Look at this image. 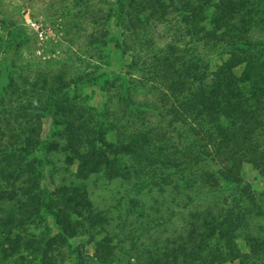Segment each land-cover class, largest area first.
I'll return each instance as SVG.
<instances>
[{"label":"trees","instance_id":"obj_1","mask_svg":"<svg viewBox=\"0 0 264 264\" xmlns=\"http://www.w3.org/2000/svg\"><path fill=\"white\" fill-rule=\"evenodd\" d=\"M130 3L131 0L119 1L117 13L113 15L115 34L108 42L105 39L91 41L92 45L106 55L108 68H117L129 56L126 40L119 29L129 22L126 18L130 17L131 24V17L142 16L139 11L135 12L136 6H129ZM206 8H211L212 13H215L212 21L214 28L212 27V31L205 30L200 25L195 30L203 36L196 42L203 41L205 46L213 44L210 45L212 48L216 44H223L228 47L225 49L228 52L227 60L212 75L208 72L209 66L203 63H199V67L183 68L180 61L172 62L170 70L173 78H165L168 84L166 89L175 98L172 103L167 105V97L159 101L163 105L161 107H158V102H136L130 95V91L137 90L135 82L116 70H106L101 74V79L110 75L121 76L118 99L126 117L123 120L120 118L119 123L120 130L124 126L131 130L130 144L124 145L117 139L116 143H106V132L116 126L113 119L106 124V117L102 114L99 119L89 115L77 117L71 106L70 91L80 88L78 85L49 92V99L41 107H37L36 112L41 120H49L52 128L58 131L50 136L55 138L52 140L49 136L39 137L34 143L37 147L31 158L28 159L27 155L26 170L34 177V190L29 192L26 186L22 188L25 195L33 194L34 198H31L32 202L28 206L26 204V214L22 220L30 225L36 220L38 225L46 219L53 220L56 226L54 229L58 232L55 236L59 242H56L55 236L50 237V228H47L49 235L38 238L22 233L16 237L18 243L0 245V264L111 263L113 243H95V256L92 257L85 255L83 245L68 243L69 240L85 237L88 233L81 211L87 212L86 220L90 229L101 225L102 219L97 220V217L91 216L92 203L83 197L80 207H75L71 200L68 201L69 198L65 199V205L73 207V214L81 216V221H73L70 216L59 214L62 209L55 203L48 166L49 156L60 146L57 138L63 139V136L69 141L68 147L74 152L79 164L85 168L89 164L88 168L93 172H104L111 180L131 182L133 170L140 179L142 167L152 166L155 162L138 156L146 157L152 153L159 155L157 160L164 161L158 164L156 170L159 174H153L154 178L163 181V177L179 176L184 187L179 210L184 214L181 227L179 231H169L171 236L155 237L158 243L146 250V255L152 258L149 264H230L234 261L238 264H255L259 261L264 264V237L260 233L256 234L251 225L253 208L259 210L261 206L255 202L251 185L243 179L241 173L243 164L251 163L264 176V37L253 40L247 35L255 14L260 17L258 12L264 11V0H207L204 5L193 8L191 16L202 14ZM144 27L141 32L142 37L147 40L146 45L155 46L153 42H149L146 34H150L152 28L147 23H144ZM136 28L139 32L138 25ZM216 32L221 33L217 36ZM20 43V37L14 32L5 41L9 53L3 56L0 63L2 98L13 87L10 84L4 86L3 81L10 83L17 73L15 62ZM176 63L181 66L179 70L173 67ZM239 66H244V70L240 76H236L233 70ZM95 80L93 77L85 83ZM179 106L180 109L177 110ZM150 114L156 117L157 123L163 125L161 131L155 129L156 125L146 127L145 117L148 118ZM185 120L196 122L193 127L188 125V132L183 130L186 128ZM172 132L174 136L171 135ZM104 150L112 152L115 157L130 153L134 160L143 161L133 168L123 167L120 170L117 166L114 168V161L107 159ZM149 180L148 173L140 179L142 183ZM134 204L138 205V201L135 200ZM138 218L153 220L144 214ZM158 233L161 231L154 234ZM175 234H178L177 239L173 238ZM242 234L246 252H240L232 243ZM6 240L12 241L10 238ZM163 240L166 245L159 243ZM15 255L19 259L14 260ZM138 264L142 263L138 261Z\"/></svg>","mask_w":264,"mask_h":264},{"label":"rangeland","instance_id":"obj_2","mask_svg":"<svg viewBox=\"0 0 264 264\" xmlns=\"http://www.w3.org/2000/svg\"><path fill=\"white\" fill-rule=\"evenodd\" d=\"M119 1L121 0H0V63L3 56L9 53L5 41L10 33L18 34L21 39L15 62L17 73L10 83L3 81L4 86L10 84L13 87L8 89L4 98L0 95V245L18 243L16 237L22 233L36 238L49 235L47 228L52 229V238L58 233L51 219H46L39 225L37 220L32 225L22 220L26 214V204L28 206L32 202L31 198H34L33 194L25 195L22 188L26 186L29 192L34 190V177L26 170L27 155L28 159L31 158L37 147L34 143L39 137H50L58 131L52 128L49 120H41L36 112L37 107H41L49 99V92L78 85L80 88L70 91L71 106L77 117L89 115L99 119L102 114L106 117V124L113 119L116 126L106 132V143H116L119 140L128 145L132 139L129 134L131 130L125 126L120 130L119 123L120 118L123 120L125 116L118 99L120 75L135 82L137 90L130 91V95L136 102H158V107H161L163 105L159 101L165 97L169 99L167 105L175 101L167 91L168 84L165 81V78H173L170 70L172 62L180 61L183 68L199 67V63H203L209 66L208 72L212 75L227 60L228 52L225 49L228 47L223 44H216L212 48L210 45L213 44L205 46L203 41L196 42L203 36L196 31L200 25L205 30L212 31L214 28L212 21L215 13H212L211 8H206L202 14L191 16L190 11L204 5L207 0H202L201 4H198L200 0H131L129 6H136L135 12L139 11L142 16L131 17V24L130 17L126 18L129 22L119 29L126 40L129 56L117 68L106 67V55L92 45L91 41L105 39L108 42L114 36L113 15L117 13ZM258 13L261 18L255 14L256 17L251 22L253 24L249 26L253 31L248 29L247 33L253 40L264 37V11ZM144 23L152 28L151 33L146 34L149 42L155 44L153 47L147 46V40L142 37ZM219 33L221 32H216L217 36ZM175 65L174 68H181L177 63ZM106 70L120 71L121 74L101 79V74ZM243 70L244 66H239L233 72L240 76ZM93 77L95 81L85 83ZM145 119L147 128L149 125H156L157 131L163 129V125L156 122L153 114ZM185 121L186 128L183 130L188 132V125L193 127L196 122ZM221 123L224 122L221 120ZM171 135L174 136V132ZM57 139L60 146L49 156L48 166L55 203L62 209L60 215L70 216L73 221H81L82 216L85 228L89 229L85 237H76L68 243L83 245L85 255L92 257L95 256V243L108 241L113 243L114 249L110 264H138V261L149 264L152 258L146 255V250L158 243L155 237L171 236L169 231H179L181 227L184 214L179 210L184 187L179 176L163 177V181L154 178L153 174H159L156 170L158 164L164 161L157 160L159 155L156 153L147 154L146 157L136 153L138 158L155 162L152 166L140 168V179L148 173L150 180L142 183L135 176L134 170L131 181L133 184L111 180L104 172H93L88 168L89 164L87 168L79 164L64 136L63 139ZM104 152L109 161H114V168L117 166L120 170L123 167L133 168L143 161L134 160L130 153L118 155L117 160L112 152ZM258 170L251 163H246L243 164L241 173L243 179L251 185L255 202L261 206L259 210L253 208V231L264 237V176ZM81 197L92 203L91 216L97 217V220L102 219L101 225L90 229L86 211H81L82 215L76 216L73 214L75 209L69 204L65 205V199L69 198L68 201L71 200L75 207H80ZM135 200L138 205L134 204ZM143 214L153 220L139 219L138 216ZM156 231L161 233L155 235ZM177 235L173 238L177 239ZM6 238L12 241H7ZM55 239L59 242L56 236ZM159 243L166 245L164 240ZM232 243L240 252H246L243 234L237 236ZM17 259L18 255H15L14 260ZM255 264L262 263L259 261Z\"/></svg>","mask_w":264,"mask_h":264}]
</instances>
